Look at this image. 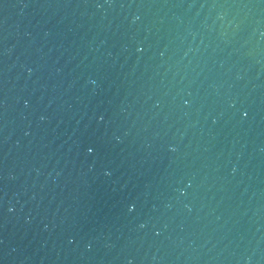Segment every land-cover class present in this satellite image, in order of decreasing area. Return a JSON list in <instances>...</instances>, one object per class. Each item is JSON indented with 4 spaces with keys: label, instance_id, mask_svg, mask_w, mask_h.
Listing matches in <instances>:
<instances>
[{
    "label": "water",
    "instance_id": "1",
    "mask_svg": "<svg viewBox=\"0 0 264 264\" xmlns=\"http://www.w3.org/2000/svg\"><path fill=\"white\" fill-rule=\"evenodd\" d=\"M0 264H264V0H0Z\"/></svg>",
    "mask_w": 264,
    "mask_h": 264
}]
</instances>
